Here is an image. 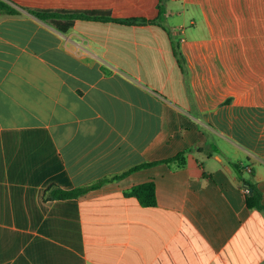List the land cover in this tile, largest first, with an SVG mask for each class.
<instances>
[{
	"label": "crops",
	"instance_id": "1",
	"mask_svg": "<svg viewBox=\"0 0 264 264\" xmlns=\"http://www.w3.org/2000/svg\"><path fill=\"white\" fill-rule=\"evenodd\" d=\"M4 1L0 264H264L241 185L253 171L264 202V0ZM26 9L154 23L62 32ZM148 181L154 206L125 194Z\"/></svg>",
	"mask_w": 264,
	"mask_h": 264
},
{
	"label": "trees",
	"instance_id": "2",
	"mask_svg": "<svg viewBox=\"0 0 264 264\" xmlns=\"http://www.w3.org/2000/svg\"><path fill=\"white\" fill-rule=\"evenodd\" d=\"M36 18L48 21L53 26H55L58 30L65 32L67 31L73 24L74 20H84V21H113L121 24H145V23H154V21H147L145 19H116L111 16L109 11L103 10H90V11H63V10H49V9H26ZM0 14L4 16H15L19 14V11L15 9L13 6L5 2L4 0H0ZM185 158V153L180 152L177 155L155 161L144 163L138 166L131 168L130 170L122 173L121 175H115L108 179L100 180L91 185L80 187L72 190H64L57 186L50 187L45 192L46 200H65L71 198H77L91 189H95L105 183L107 180H118L123 176L136 171L141 168H146L158 164H171L175 162L182 163ZM232 168L236 172L238 176H241L244 172V169L239 163L232 162ZM254 172L251 171L249 174V178H242V183L247 185L246 192V206L249 209H255L264 213V202L263 196L260 189L253 182L252 176ZM252 189V192L249 193L248 190ZM127 196H134L138 199L141 205L143 206H154L156 204V188L155 183L153 181H148L139 185L133 186L130 190L125 193Z\"/></svg>",
	"mask_w": 264,
	"mask_h": 264
},
{
	"label": "water",
	"instance_id": "3",
	"mask_svg": "<svg viewBox=\"0 0 264 264\" xmlns=\"http://www.w3.org/2000/svg\"><path fill=\"white\" fill-rule=\"evenodd\" d=\"M241 185H242V186H243L245 189H247V188H248V186H247V185H245V184H243V183H241ZM248 192H249V193H251V192H252V189H249V190H248Z\"/></svg>",
	"mask_w": 264,
	"mask_h": 264
},
{
	"label": "built area",
	"instance_id": "4",
	"mask_svg": "<svg viewBox=\"0 0 264 264\" xmlns=\"http://www.w3.org/2000/svg\"><path fill=\"white\" fill-rule=\"evenodd\" d=\"M244 191L247 192V189L244 188Z\"/></svg>",
	"mask_w": 264,
	"mask_h": 264
}]
</instances>
